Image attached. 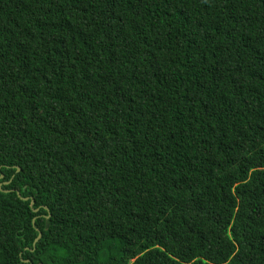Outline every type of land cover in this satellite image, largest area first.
I'll list each match as a JSON object with an SVG mask.
<instances>
[{
	"label": "trees",
	"instance_id": "trees-1",
	"mask_svg": "<svg viewBox=\"0 0 264 264\" xmlns=\"http://www.w3.org/2000/svg\"><path fill=\"white\" fill-rule=\"evenodd\" d=\"M0 264H264V0H0Z\"/></svg>",
	"mask_w": 264,
	"mask_h": 264
},
{
	"label": "water",
	"instance_id": "water-1",
	"mask_svg": "<svg viewBox=\"0 0 264 264\" xmlns=\"http://www.w3.org/2000/svg\"><path fill=\"white\" fill-rule=\"evenodd\" d=\"M19 170H20V169H18V171H19ZM9 183H10V182H8L7 184H9ZM18 196L21 197L20 193H18ZM23 200L28 201L29 198H23ZM34 204H35V201H34V200H31V208L33 209L34 212H38V209H34ZM40 237H41V234H39V237H38V239L36 240V242L39 240ZM36 242H35V243H36Z\"/></svg>",
	"mask_w": 264,
	"mask_h": 264
}]
</instances>
